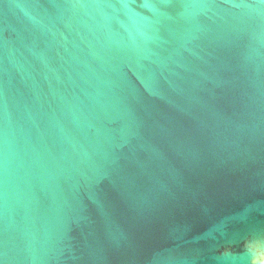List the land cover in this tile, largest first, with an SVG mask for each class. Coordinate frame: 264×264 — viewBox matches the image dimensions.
Instances as JSON below:
<instances>
[{"label": "water", "instance_id": "water-1", "mask_svg": "<svg viewBox=\"0 0 264 264\" xmlns=\"http://www.w3.org/2000/svg\"><path fill=\"white\" fill-rule=\"evenodd\" d=\"M0 264H264V0H0Z\"/></svg>", "mask_w": 264, "mask_h": 264}]
</instances>
